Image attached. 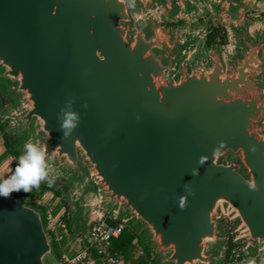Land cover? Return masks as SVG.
<instances>
[{
	"label": "water",
	"instance_id": "obj_1",
	"mask_svg": "<svg viewBox=\"0 0 264 264\" xmlns=\"http://www.w3.org/2000/svg\"><path fill=\"white\" fill-rule=\"evenodd\" d=\"M199 3L232 15L248 5L0 0V94L14 102L16 147L34 139L61 179L84 183L77 211L98 193L158 255L151 264H225V217L264 258V28L244 19L231 51L213 44L191 61L196 39L150 11L173 20ZM61 109L81 117L68 140ZM0 264H61L43 209L14 192L0 197Z\"/></svg>",
	"mask_w": 264,
	"mask_h": 264
},
{
	"label": "rangeland",
	"instance_id": "obj_2",
	"mask_svg": "<svg viewBox=\"0 0 264 264\" xmlns=\"http://www.w3.org/2000/svg\"><path fill=\"white\" fill-rule=\"evenodd\" d=\"M247 2V7L239 9L236 15L230 14L226 9L216 11L208 3H199L191 15H187L183 12L173 20H163L159 10H152L150 13L169 28H173L178 37H192L196 39L195 44L188 49L187 53L189 59L193 61L196 58L205 55L212 48V45L206 44V38L209 30L213 27L219 28L220 32H222V36H220L218 41L214 44L222 45L227 53L232 50L234 44L232 29L233 24H239L244 19H247L253 23V28H264V1L247 0ZM1 92L0 96H3L8 100L7 96L3 94L5 93L4 89H2ZM13 106L14 102L8 100L5 105L0 107V124L7 130L9 129V126L5 122V118L12 110ZM29 141L34 142L35 140L32 138H26L17 143V148L21 151V153L24 152V145ZM4 150V139L2 129L0 128V155L4 152ZM17 163L18 158L14 156H10L3 162H0V180L7 178L8 173L15 170ZM52 169L53 170L52 173H50V176L52 175L54 177L53 182H42L39 187L45 184L49 187L57 185V188L61 191V193L56 195L52 190L46 191L42 194L43 197L36 206L42 208L44 211L46 226L51 233L53 241L57 243L56 236H60L62 234L65 235L64 239L58 243L61 248V254L58 253L61 263L62 256L65 252L72 254L82 251L83 245L86 242L87 236L94 222H98L100 217L105 220L106 218L112 217L109 216L108 210L102 207V198L96 192L87 193L83 197L80 204L81 211H77V195L84 189V183L81 181L66 182L59 177L60 170L57 166H52ZM28 193L35 197L41 194L39 188H37L35 193ZM60 204L62 205V208L59 210L58 214L52 216V213ZM68 217L70 218V226L67 224ZM121 222L127 225V222ZM63 223L66 224V227L62 226ZM51 227H54V230H51ZM222 228L225 240L224 247L221 249L222 257H225L230 232L234 234V241L241 245H237L233 249L231 255L232 262L229 264H249V261H254L255 264H258L259 261L264 262L261 250H249L242 242L236 240L239 232L226 217L222 224ZM65 229H67V231H65ZM141 235L142 234L140 233V242L138 243L143 246L141 242ZM238 253L241 254V257H237ZM157 257V254H152L151 262Z\"/></svg>",
	"mask_w": 264,
	"mask_h": 264
},
{
	"label": "clouds",
	"instance_id": "obj_3",
	"mask_svg": "<svg viewBox=\"0 0 264 264\" xmlns=\"http://www.w3.org/2000/svg\"><path fill=\"white\" fill-rule=\"evenodd\" d=\"M129 6H134L135 0H127ZM63 116L58 114L60 121L59 130L63 133L61 139L68 140L74 130L79 126L81 117L74 112H64ZM206 162L204 157L200 158V163ZM52 162L47 150L39 143L29 141L24 145V152L19 156L14 172L7 178L0 180V197L10 198L13 192H31L33 188H38L42 182L52 183L54 177L52 173ZM198 174V169L193 170V175ZM255 188V185H252ZM188 194H193L191 188ZM183 207V205H181ZM249 264H255L249 261Z\"/></svg>",
	"mask_w": 264,
	"mask_h": 264
},
{
	"label": "trees",
	"instance_id": "obj_4",
	"mask_svg": "<svg viewBox=\"0 0 264 264\" xmlns=\"http://www.w3.org/2000/svg\"><path fill=\"white\" fill-rule=\"evenodd\" d=\"M222 36V32H220L219 28L213 27L209 30L206 38L207 45H213ZM225 37V35H224ZM7 99L3 96H0V107L7 103ZM0 128L2 129V135L4 139L5 150L0 155V162H3L6 158L10 156H14L19 158L22 154L21 151L16 147L15 137L7 130L4 126L0 124ZM40 189V193L43 194L48 190H52L56 195H59L61 191L57 188V185L49 187L48 185H42L38 187ZM37 188L32 189V193H35ZM29 204L37 205L34 198L31 199ZM62 208V205H58L57 209L54 211V214H57L59 210ZM106 221L113 224L121 223L120 220L114 218H106ZM67 224L70 226V218H67ZM230 232V231H229ZM139 241V233L129 226H125L121 235L117 238L112 240V248L116 251H120L125 256L126 264H151L152 260V253L149 249L141 246ZM55 243L57 251L61 254V248L59 244ZM241 246L240 244L234 241V234L230 232L229 239H228V247L225 253V263H231V255L232 251L236 246ZM88 264H102L98 258H93L92 262ZM258 264H264L263 261H259Z\"/></svg>",
	"mask_w": 264,
	"mask_h": 264
},
{
	"label": "built area",
	"instance_id": "obj_5",
	"mask_svg": "<svg viewBox=\"0 0 264 264\" xmlns=\"http://www.w3.org/2000/svg\"><path fill=\"white\" fill-rule=\"evenodd\" d=\"M13 172L14 171L9 172L7 177ZM14 193L26 203L34 198L36 204H38L40 199L43 197L42 194L35 197L30 195L29 193H24L22 191ZM53 215H55L54 212L52 213V216ZM62 226L66 227V224L63 223ZM125 226L126 225L123 222L113 224L100 217V220L98 222H94L92 224L86 242L83 245L82 251L72 254L65 252L62 256L61 264H88L92 262V259L94 258L92 256L93 250L96 251L97 258L101 261L102 264H126L124 254L112 248V240L121 235ZM51 230H54V227H51ZM65 231H67V229H65ZM64 236V234L60 236L57 235V243L61 242V240L64 239ZM237 257H241V254L238 253Z\"/></svg>",
	"mask_w": 264,
	"mask_h": 264
}]
</instances>
